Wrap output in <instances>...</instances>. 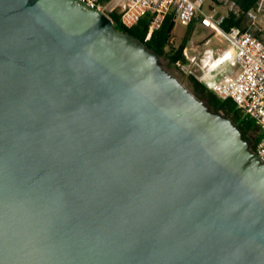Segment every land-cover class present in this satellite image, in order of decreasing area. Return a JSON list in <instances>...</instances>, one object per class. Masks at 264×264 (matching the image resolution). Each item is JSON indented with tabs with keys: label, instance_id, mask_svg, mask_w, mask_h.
Wrapping results in <instances>:
<instances>
[{
	"label": "water",
	"instance_id": "obj_1",
	"mask_svg": "<svg viewBox=\"0 0 264 264\" xmlns=\"http://www.w3.org/2000/svg\"><path fill=\"white\" fill-rule=\"evenodd\" d=\"M0 264H264V163L109 15L0 0Z\"/></svg>",
	"mask_w": 264,
	"mask_h": 264
},
{
	"label": "built area",
	"instance_id": "obj_2",
	"mask_svg": "<svg viewBox=\"0 0 264 264\" xmlns=\"http://www.w3.org/2000/svg\"><path fill=\"white\" fill-rule=\"evenodd\" d=\"M81 1L107 15L121 11L122 22L128 28L151 13L153 18L146 40L151 38L154 30L160 28L169 14H174L176 25L184 27L201 17L202 24L216 32V37L225 38L232 45L237 69L220 76L212 85V90L224 100L232 98L238 108L256 122L262 134L256 152L264 163V0L260 1L255 10L248 12V28L233 27L230 30L223 28L226 14L220 13L213 6H209L208 11L204 10V6L211 0H111L109 3H103V0ZM205 58L206 62H212L214 52L206 51ZM226 59H229V55L222 52L218 62Z\"/></svg>",
	"mask_w": 264,
	"mask_h": 264
},
{
	"label": "trees",
	"instance_id": "obj_3",
	"mask_svg": "<svg viewBox=\"0 0 264 264\" xmlns=\"http://www.w3.org/2000/svg\"><path fill=\"white\" fill-rule=\"evenodd\" d=\"M111 0H103V3H109ZM261 0H232L236 8L226 14L223 28L230 30L233 27L246 29L250 26L248 12L255 10ZM119 31H125L145 43L150 49L154 50L161 58L167 59L168 62L177 69H184L192 64V57L188 55L189 47H204L209 40L216 38V32L202 24V18H196L187 26V36L183 42L177 44L174 42V14L166 16L159 29L153 31L151 38L146 40L153 15L148 13L131 28L126 27L122 22V12L117 10L109 14ZM201 35L200 40L194 42L191 40L192 33ZM189 81L192 85L194 94L204 101L215 112H221L231 118L234 123L242 130L244 137L251 142L253 151H257V146L261 141L262 134L258 129L256 122L244 114L238 108L232 98L222 99L212 90V86L201 80L194 73H189ZM254 137V139H251Z\"/></svg>",
	"mask_w": 264,
	"mask_h": 264
},
{
	"label": "rangeland",
	"instance_id": "obj_4",
	"mask_svg": "<svg viewBox=\"0 0 264 264\" xmlns=\"http://www.w3.org/2000/svg\"><path fill=\"white\" fill-rule=\"evenodd\" d=\"M209 6L215 7L218 11H220V13L224 12V14H227L230 10H234L236 8L232 0H211V2H208L204 6V10L208 11ZM186 36L187 28L177 24L174 30V42L180 44ZM200 38L201 35H198V33L193 32L191 34V40L194 42H197ZM208 50H212V53L214 52L215 58L212 62H206L205 60V54ZM222 52L227 53L229 55V59H226L223 62H218ZM187 53L192 57L193 61L189 67L184 69H177L164 58H161V63L170 74L179 79L191 91H193V89L188 78L189 73H194L201 80L212 86L216 81H218L220 76L227 73H233L237 69V64L233 60L234 54L232 51V45L225 38L220 36L209 40L202 48L194 46L189 47Z\"/></svg>",
	"mask_w": 264,
	"mask_h": 264
},
{
	"label": "crops",
	"instance_id": "obj_5",
	"mask_svg": "<svg viewBox=\"0 0 264 264\" xmlns=\"http://www.w3.org/2000/svg\"><path fill=\"white\" fill-rule=\"evenodd\" d=\"M220 12V11H219ZM221 13H223L224 14V12H221Z\"/></svg>",
	"mask_w": 264,
	"mask_h": 264
}]
</instances>
